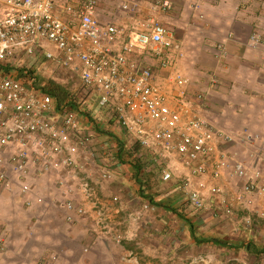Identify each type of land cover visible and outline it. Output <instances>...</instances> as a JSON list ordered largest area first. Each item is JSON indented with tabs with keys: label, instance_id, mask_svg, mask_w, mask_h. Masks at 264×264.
Instances as JSON below:
<instances>
[{
	"label": "built area",
	"instance_id": "obj_1",
	"mask_svg": "<svg viewBox=\"0 0 264 264\" xmlns=\"http://www.w3.org/2000/svg\"><path fill=\"white\" fill-rule=\"evenodd\" d=\"M100 5V0H0V192H17L29 204L32 176L51 178L61 193L55 206L67 221L87 217L109 234L110 216L95 185L113 179L109 167L117 162L111 149L117 146L104 141L94 149V131L86 128L105 123L129 136L136 147L132 160L146 155L143 170L160 182L173 180L176 165L187 173L176 185L193 214H204L211 195L219 205L210 211L214 217L245 210L264 220L262 157L255 156L249 169L221 148L264 138L248 129L233 134L216 127L205 116V93L187 97L190 79L178 68L183 45L157 18L171 0H149L146 17L140 0H115V11L105 19ZM249 42L264 48V34L252 33ZM216 48L219 57L227 56L223 44ZM58 69L77 78L69 104L58 103L44 79L38 81ZM229 180L234 185L228 187ZM140 209L134 220L153 206L141 201ZM244 221L249 224L250 217ZM111 236L120 244L116 233ZM120 262L142 264L137 252L125 248Z\"/></svg>",
	"mask_w": 264,
	"mask_h": 264
},
{
	"label": "crops",
	"instance_id": "obj_2",
	"mask_svg": "<svg viewBox=\"0 0 264 264\" xmlns=\"http://www.w3.org/2000/svg\"><path fill=\"white\" fill-rule=\"evenodd\" d=\"M100 3L99 16L103 19L112 14L113 8L116 9L115 0H100ZM140 3L142 16H148L151 13L149 0H140ZM184 9L189 13L187 17L183 14ZM181 17L187 18L184 33L177 24ZM157 18L173 33L176 41L183 45L184 58L178 65L190 79L187 97L207 91L205 116L211 119L216 127L235 134L248 129L258 132L264 138V48L252 46L249 42L252 33L264 34V0H171V8ZM122 21L125 22V18ZM220 43L226 47L228 55L225 57L218 56L216 47ZM214 77L218 80L216 86L210 84ZM85 120L84 118L83 123L89 125ZM104 125L106 124L103 123ZM100 127L98 124L94 128H91V125L86 126L90 131H94L96 144L93 148H98L97 145L104 141L117 146L116 149H111L117 162L109 167L113 179L97 181L95 185L97 195L110 216L107 218L110 233L117 230L122 236L123 245L117 247V251H122V246L127 250H134L143 264H181L186 256L194 254L198 249L214 251L209 246L201 245L202 239L217 244L214 241H220V237L215 236L224 234H221L220 227L223 226L224 231L228 233L232 225L221 222L219 226L211 214L194 216L190 211V215L176 214L173 207L186 205L175 184L177 179L187 173L176 165L173 169V180L170 181L174 182L170 187H174L175 193L171 190L169 196L164 195L162 190L169 187V182L162 183L153 173L143 170V167L136 170V167L131 165L139 166L141 161L144 163V157L134 162L127 155L119 154L121 143L118 135L122 130L112 126V130L105 135L99 130ZM231 128L232 130H229ZM222 147L229 148V152L243 159L244 153L239 143L231 146L225 144ZM103 161L108 165V159ZM245 162L249 161L245 159ZM141 175H144L145 179ZM43 178L32 176L33 201L29 204L26 203L28 197L18 196L16 192L18 198L11 200L10 193L2 191L0 205H14L17 214L23 212L20 206L23 209H31L27 213L30 223L32 220L37 223L50 218L57 219L58 215H54L52 206L61 198V193L51 178ZM91 179L95 183V173L91 175ZM160 185L163 186L160 188ZM231 185H234L233 182ZM113 196H118L119 201L113 203ZM37 198H40L41 202H38ZM210 199L212 202L208 201L207 207L214 205L216 197L212 196ZM141 201L154 204L153 209L140 212L139 219L134 220L141 210ZM215 207L219 208V205ZM64 218V213L61 212L59 219ZM21 221L24 223L23 218L18 216L16 224L19 225ZM75 222V232L82 234L81 229H87L86 220L81 217L75 219ZM204 233L210 236H204ZM96 236L90 230L89 239L98 243ZM223 237L227 238V234ZM132 246L134 248H131ZM99 249L100 253L106 251L111 254L108 258L104 253V264H119L115 261V254L108 242L106 246H99Z\"/></svg>",
	"mask_w": 264,
	"mask_h": 264
},
{
	"label": "rangeland",
	"instance_id": "obj_3",
	"mask_svg": "<svg viewBox=\"0 0 264 264\" xmlns=\"http://www.w3.org/2000/svg\"><path fill=\"white\" fill-rule=\"evenodd\" d=\"M213 6L214 4H212V7ZM113 11H115L114 8ZM183 14H185L187 17L189 13L186 9H184ZM186 17H181V20H178L177 23L179 24L180 29L183 33L184 26L187 22ZM156 61V58H154V62ZM178 68L181 70L179 66ZM43 71L48 72L47 69H44ZM46 74L43 75L44 77L40 76L38 78V81L41 82L44 79L45 83L47 84L49 82H53V84L58 85L60 88H62L63 91H67V95L65 98L66 100L67 98H73L75 87L77 86V79L75 76H73L67 70L62 71L60 69L52 74ZM160 74L161 76L167 75L164 72H160ZM100 128L101 129L99 130L103 132L102 134L106 135L110 132V130H112L111 128L113 127L106 124ZM229 130H232V128ZM247 131L249 132V130ZM252 132L258 133L256 131ZM105 135L103 136L105 137ZM118 137L120 138V143L123 145V155H127L128 158H131L130 154L136 149V147L134 145H131V143L129 142L130 138L127 134H122V132H119ZM241 147L244 153V156H242V158L244 159V161L245 159L249 161L248 163L246 162V166L249 169H251L250 167L255 161V156L262 157L261 164L264 165V143L253 142L252 144H249L247 146L241 145ZM144 159H146V155H144ZM141 176H143L145 179L144 175ZM173 183L174 182H169V187H166L162 190V193L164 195L169 196L171 194V190L172 193H175V191L173 190L174 187H172V189L170 187ZM231 184L232 180H229L227 183L228 187L231 186ZM162 186L163 185H160V188ZM227 192H230L229 189H227ZM1 193L2 192H0V201L2 200ZM15 193L16 192H11L9 194L11 200H16L18 198ZM210 197L212 196L210 195L206 197L207 203L208 201L212 202V199H210ZM213 204L214 205L212 207L210 205L206 207L204 214H211L210 211L216 208L215 205H218L217 197L214 200ZM52 207H54V215H58L57 219L50 218L49 220H46L47 222L44 220H40L41 222L37 223L32 220L30 223L28 221L29 219L27 213L30 212L31 209H23L20 206L19 208L23 212L17 214L14 211V208H16L14 207V205L5 207H2V205H0V238H2L4 244V251L0 254V264H104L103 261L106 260V258L104 257L108 256L109 258V255L111 254L104 251V247V252L100 253L99 246H106L107 242L110 244L111 249L115 254V261H117L119 264H122V262H120L122 251H120L121 253L117 251V247L123 245L122 241H120V244H117L114 236H111V234L116 233L119 238L122 239L120 232H117L116 230V232L107 234V231H105L104 229H99L94 224H92L89 218L86 217L85 220L87 222V229H81L80 232H82L83 235L81 233H76L74 226V224L76 223L75 220L71 222L67 221L64 218L65 221L64 219H61V221L59 219V214L61 212H59V209L55 206V204H53ZM173 209L174 211H176V214H178V216L180 214L190 215L187 207H181L180 205H177L173 207ZM185 209L186 211H184ZM244 211L245 210H234L229 218H223L220 215L214 217L211 214L213 219L217 220L216 223H218L219 226L221 225V222L227 223L230 226L232 225L228 233L224 231L223 226L220 227V230L222 231L221 234H227V238L223 237L224 234L215 236L220 237V241L222 242L221 245L213 244L211 243V241H206L203 238L200 244L203 246H209L214 251H209V249L206 251L202 248V246V249H198L197 251H194V254H189V256H186L184 258V262L181 264H264V220L258 218L255 214H249L247 211ZM196 215L197 213H194V216ZM18 216H21L23 218L24 223L21 221L19 225L16 224ZM247 216L250 217L249 224L244 221V218ZM25 220L27 222H25ZM228 220H231V222H229ZM47 223H49L50 225H48ZM90 230L94 234V236H98H96L99 240L98 243H95V240L89 239ZM93 230H95L96 232H94ZM204 236L210 235L204 233ZM247 244H250V246L247 247ZM125 247H127L126 244ZM214 247L216 248V250ZM122 248L124 247L122 246L120 250H122ZM131 248H134V246H132Z\"/></svg>",
	"mask_w": 264,
	"mask_h": 264
},
{
	"label": "trees",
	"instance_id": "obj_4",
	"mask_svg": "<svg viewBox=\"0 0 264 264\" xmlns=\"http://www.w3.org/2000/svg\"><path fill=\"white\" fill-rule=\"evenodd\" d=\"M49 83H48V86H47L49 93L52 94L55 97V99L57 100L58 103L63 102L65 100V98H66L67 91L66 90L63 91L62 88H60L58 85L53 84V82L50 83V84ZM120 153L123 154V146H122V144H121V148H120L119 154ZM118 158H119V156H118ZM138 160L140 161V159H138ZM131 165L133 167H136L135 169L137 170V169H140L141 167H143L144 163L141 161V164L139 166L136 165V164L135 165L131 164ZM214 243H217V244L221 245L222 242L219 241V240H215ZM248 246H250V244H247V247Z\"/></svg>",
	"mask_w": 264,
	"mask_h": 264
},
{
	"label": "clouds",
	"instance_id": "obj_5",
	"mask_svg": "<svg viewBox=\"0 0 264 264\" xmlns=\"http://www.w3.org/2000/svg\"><path fill=\"white\" fill-rule=\"evenodd\" d=\"M18 72H21V71L18 70ZM73 76H74V75H73ZM75 77H76V76H75ZM76 79H77V78H76ZM46 86H48V84H47ZM65 100H66V99H65ZM65 100H64V101H65ZM67 100H68V104H69V103H70L69 101L72 100V98H67ZM67 100H66V101H67ZM60 103H62V102H60ZM83 113H85V116L89 118L90 115H89L88 112H87V113H86V112H83ZM87 120H90V119H87ZM107 125H108V124H107ZM96 126H97V123H95V126H94V127H96ZM98 126H101V127H102V126H103V123H98ZM148 203H150V202H148ZM152 205H154V204H152Z\"/></svg>",
	"mask_w": 264,
	"mask_h": 264
}]
</instances>
